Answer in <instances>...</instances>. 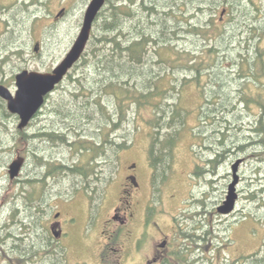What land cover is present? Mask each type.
Returning <instances> with one entry per match:
<instances>
[{"label":"rangeland","instance_id":"1","mask_svg":"<svg viewBox=\"0 0 264 264\" xmlns=\"http://www.w3.org/2000/svg\"><path fill=\"white\" fill-rule=\"evenodd\" d=\"M90 1L0 0V4L15 2L11 9L16 19L14 22L9 13H1L0 29H3V23H6L7 20L15 23L16 36H20L19 41L23 50L32 51L35 43L39 40L42 42L48 67L51 66V63L56 66L64 58L77 37ZM61 10L64 12L59 15ZM225 22H228V17L225 18ZM177 24H183V22L179 20ZM175 28L179 31L180 49H194V39L197 38L180 30L178 25ZM51 55L52 62L49 61ZM27 63L23 61L22 66ZM28 64L29 66L36 65L33 61ZM12 70L7 68L6 72ZM230 70H232L231 67L225 70L226 76L232 73L229 72ZM83 71L82 66L73 67L70 70L74 77L80 76ZM72 82L74 81L68 75L67 79L58 86V90L51 95L47 116L42 118L40 126L43 123L47 125L48 133L54 130L63 132L72 142L80 139L92 140L98 133H101L97 127L95 112H92L90 123L87 124L89 129L86 126L81 128L82 125L79 126L77 120L70 116L69 99L73 97L71 94L74 93L76 87ZM229 87L232 95L238 97V81L232 82ZM245 91L251 95L254 94L251 89H245ZM60 95L62 96L60 97ZM201 101V93L194 83L184 87L181 103L191 113L187 118V127L176 149L174 172L163 184L160 195L155 190L158 198L156 196L157 199L153 201L151 207L156 211L154 216L150 212V220L158 221L164 231L168 233L173 227V220L183 222L189 228L198 226L199 233H202L205 227L209 230V238L213 240L214 247L222 248V253L234 256L238 251H241L246 257L252 253L254 256L256 255L254 264H260L259 260H263L261 264H264V145H199L194 141L192 129L195 132L198 131L197 110ZM238 106L239 120L235 128L231 125L234 128L231 133L235 135L238 126H242V131L238 129V135L239 140L243 141L251 133L250 128L253 126L251 123L260 115L261 111L256 105L247 108L241 104ZM93 118H95L94 121ZM100 118L101 116L97 117V119ZM19 122L18 117L13 115L0 116V124H2L0 125V145L2 147L0 150V264H13L18 253L25 254L29 249L30 242L38 243L40 242L38 239L44 237L45 226L40 222L34 226L36 221L30 217L31 207L34 204L35 184L26 181L31 180L34 173L33 151L37 145L44 146L53 155L51 158L53 162L47 168L52 175L48 178L46 187V191L52 188V195L45 198L46 205L63 212L69 211L76 214L78 218L77 226L71 229L73 236L69 239L70 253L73 256L71 260H75L79 255L81 259H87L89 264H97L93 245L104 238L103 226L101 223L90 224L87 231H84L87 208L90 205H100L98 210L100 220L107 218L108 214L112 213L121 196L120 191L127 165L133 161L137 163L136 172L142 185V191L145 194L148 193L151 168L147 153L151 143V126L142 116L132 115L128 116L124 122H119L118 127H112L109 138L118 142L127 140L129 145L120 150L116 162H112V165L105 164L104 157H100L98 170L101 180L99 188H95V191L92 190L94 183L92 184L89 189L92 195L86 196L80 192L74 203L65 204L57 197L65 196L64 193L71 195L72 187H79L78 185H83V183L79 178V182H77L76 178L67 171L52 173V166L54 163L58 165L76 163L82 159L83 152L81 151V156H79V153L76 152L78 145H64L60 141L55 143L49 135H47V140L34 139L32 134L35 127L33 125L21 130L24 134L31 135L29 140H22L23 133H20L18 129ZM209 128L212 129V124ZM95 130L98 132L96 133ZM212 130L214 131V129ZM217 152L223 153V157H219L220 162L214 165ZM21 155H24L25 157L22 156L24 158L27 157L24 167L17 178L11 179L8 172L9 165ZM211 158L212 160H210ZM238 159H241L240 182L237 187L239 199L234 213L225 216L220 214L216 207L221 205L222 199L228 192V183H231L233 179L232 165ZM197 166L205 169L200 175L195 174ZM104 172L105 174H103ZM112 172H114L113 176L108 178ZM142 191L140 190L141 195ZM140 212H142V206ZM138 216L140 217V213ZM201 219L203 221H200ZM30 220L33 221L31 226L22 225L20 222H30ZM142 229L143 227L139 223L133 227V231L129 235L125 232L115 235L117 238L123 239L141 236L145 238V241L149 240L150 242L160 237L154 224L147 226L149 233L146 235L141 234ZM18 238H25L26 241L22 243L17 241ZM13 243L21 245L18 248L19 252H14L17 247L10 251V248L14 247ZM3 249L6 251L5 255L2 253ZM138 249L142 251H137L130 256V260L134 261L133 264L142 261L143 254L147 250L144 246H139ZM26 255L29 258L32 257L30 254ZM38 260L39 258L35 259V261ZM36 264H41V262H36ZM246 264L252 263L246 262Z\"/></svg>","mask_w":264,"mask_h":264},{"label":"trees","instance_id":"2","mask_svg":"<svg viewBox=\"0 0 264 264\" xmlns=\"http://www.w3.org/2000/svg\"><path fill=\"white\" fill-rule=\"evenodd\" d=\"M179 20L183 24H177ZM94 24L87 49L74 66H82L83 73L77 77L69 73L76 87L68 106L81 128H90L87 124L94 111L101 133L75 142L63 132L48 133L53 142L78 145L76 152L79 156L83 152L80 163H54L52 173L67 171L77 182L80 179L87 196L92 195L89 189L94 183L95 191L101 180L100 157L112 165L129 145L127 140L110 139L111 128L128 116H142L151 126L147 157L151 182L160 195L174 172L176 149L187 127L191 111L182 105L181 97L184 87L192 83L202 97L198 131L192 129L194 141L264 145V0H107ZM176 25L197 38L194 49H180ZM229 67L232 73L226 76ZM235 81L238 97L229 89ZM239 104L256 105L261 111L243 141L238 135L242 126L235 135L231 133L239 120ZM22 135L25 141L31 137ZM216 157L214 165L223 153L217 152ZM203 170L197 166L195 174Z\"/></svg>","mask_w":264,"mask_h":264},{"label":"flooded vegetation","instance_id":"3","mask_svg":"<svg viewBox=\"0 0 264 264\" xmlns=\"http://www.w3.org/2000/svg\"><path fill=\"white\" fill-rule=\"evenodd\" d=\"M14 4L15 2H10V4L1 3L0 14L9 13L15 22V15L12 13L13 11L11 9V6ZM15 27V23H11L7 20L6 23H3V29H0V86L7 88L13 96L18 89L17 76L22 71L28 70L49 73L55 68L53 63L48 67V61L43 53L41 41L38 40L35 43L32 51L26 52L23 50L19 41L20 36H16L17 31ZM23 61L25 63L33 61L36 65L29 66L27 63L22 66ZM49 61L52 62V55ZM7 68L13 70L6 72ZM68 75L69 73L64 77L62 82L67 79ZM60 84L57 85L55 90L44 96L45 100L43 105L34 114L28 125H33L35 127L32 134L34 139L39 138L47 140L48 127L44 123L40 126V123L42 122V118L47 116L50 97L58 90ZM16 87L17 89H15ZM7 114L18 117L20 120L18 114L9 110L7 99L0 94V116ZM28 126L24 129H20L18 124L20 133H22L21 130L27 129ZM1 149L2 147L0 145V150ZM51 158H53V155L42 145H37L33 151L34 173L31 176V180L33 184H35V191L33 190L34 204L31 207L30 217L36 221L34 226H37L38 222L45 226L44 237L38 239V241H40L38 243L30 242L29 249L26 252L24 250L25 254L18 253L16 261H14L13 264H36V262H41V264H89L87 259H81L79 255L76 256L75 260H71L73 256L70 253L71 244L69 243V239L73 236L71 229L77 226V215L69 211L63 212L59 209H53L51 206L46 205L47 202L45 198L52 195V188L46 191L48 178L52 175L47 170L48 166L53 162ZM26 159L27 157L25 161ZM210 160H212V158ZM67 166H69V164ZM136 170V162L133 161L127 165V171L123 177L119 202L113 208L112 213L108 214L107 218L100 220V213L98 211L100 205H90L87 208V220L85 221L84 231H87L88 225L90 224L97 225L101 223L103 226L102 231L104 238L93 245L96 252L95 258L97 264H133L134 261L130 260V256L137 251H142L138 249L139 246H144L147 250L143 254L142 261L138 264H246V262L254 264L253 262L256 260V255L254 256L252 253L248 255L249 257H246L245 254L238 251L234 256H229L222 253V248L214 247L213 240L209 238L210 233L205 227L202 233H199L200 229L198 226H190L189 228L183 222L173 220V227L171 232L168 233L164 231L158 221H151L150 212L152 216H154V212L156 211L155 208L151 206L153 201L158 198V195L155 193L151 178L148 193L145 194L144 191H142V185L139 182ZM229 184L230 183H228V186ZM78 186V188L72 187L70 192L71 195L69 193H64L65 196L61 195L57 198H60L62 203L70 204L74 203L80 192H83L87 196L85 189L82 187L84 185ZM140 190L142 191V195ZM225 198L222 199V203ZM141 206L142 212H140ZM218 207L219 206L216 207L217 211ZM234 211L230 214L223 215L230 216ZM139 213L140 217L138 216ZM32 220H30V222H20L22 225L31 226ZM138 222L141 223L143 227L141 232L142 235L149 233L147 226L154 224L160 237L151 242L149 240L145 241V238L141 236L137 238L127 237L125 239L116 237L115 234H120L121 232H125L129 235L133 231V227L139 224ZM17 241L24 243L26 240L25 238H18ZM13 245L14 247L10 248V251L17 247L14 252H19L18 248L21 245L14 243ZM218 245L221 244L218 243ZM2 253L3 255L6 254L5 249H3ZM26 254L32 255V257L29 258ZM37 258H39V260L35 261Z\"/></svg>","mask_w":264,"mask_h":264},{"label":"water","instance_id":"4","mask_svg":"<svg viewBox=\"0 0 264 264\" xmlns=\"http://www.w3.org/2000/svg\"><path fill=\"white\" fill-rule=\"evenodd\" d=\"M106 2L107 0H91L89 2L77 37L69 51L55 66L52 72L22 71L17 76L18 89L14 96L7 88L0 86V94L7 99L9 110L18 114L20 117V129H24L29 125L34 114L43 105L45 100L44 96L55 90L57 85L62 82L75 64L79 62L91 39L94 23L106 5ZM63 12L64 10H61L59 15ZM224 12L225 10L222 14ZM24 163L25 158L22 156H18L10 163L8 172L11 179H15L20 175ZM240 165L241 159H238L232 165L233 179L228 186V192L224 202L218 207V211L221 214H230L236 208V203L239 198L237 187L240 182Z\"/></svg>","mask_w":264,"mask_h":264},{"label":"bare ground","instance_id":"5","mask_svg":"<svg viewBox=\"0 0 264 264\" xmlns=\"http://www.w3.org/2000/svg\"><path fill=\"white\" fill-rule=\"evenodd\" d=\"M25 164V163H24ZM23 167H24V165H23ZM23 167H22V169H23ZM22 171V170H21ZM68 174V173H67ZM30 182L32 183V181L30 180Z\"/></svg>","mask_w":264,"mask_h":264}]
</instances>
